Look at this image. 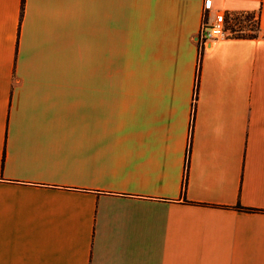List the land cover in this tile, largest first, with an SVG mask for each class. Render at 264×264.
<instances>
[{"label":"crops","instance_id":"0c3cea01","mask_svg":"<svg viewBox=\"0 0 264 264\" xmlns=\"http://www.w3.org/2000/svg\"><path fill=\"white\" fill-rule=\"evenodd\" d=\"M0 264H264V0H0Z\"/></svg>","mask_w":264,"mask_h":264},{"label":"built area","instance_id":"2783aa9c","mask_svg":"<svg viewBox=\"0 0 264 264\" xmlns=\"http://www.w3.org/2000/svg\"><path fill=\"white\" fill-rule=\"evenodd\" d=\"M209 6L210 0H203V7L208 8ZM235 15L237 16V14H230L228 18H225L222 11H217L210 22L206 21L205 16L202 17L200 26L195 34L198 51L201 52L209 43L230 35L227 32L226 23L230 22Z\"/></svg>","mask_w":264,"mask_h":264},{"label":"rangeland","instance_id":"374dc122","mask_svg":"<svg viewBox=\"0 0 264 264\" xmlns=\"http://www.w3.org/2000/svg\"><path fill=\"white\" fill-rule=\"evenodd\" d=\"M236 14V13H234ZM243 14L237 16L228 23H226L227 32L230 35H247L254 31V27L256 24V13H252V16L249 19H245L242 17ZM237 17V18H236Z\"/></svg>","mask_w":264,"mask_h":264},{"label":"trees","instance_id":"16d2710c","mask_svg":"<svg viewBox=\"0 0 264 264\" xmlns=\"http://www.w3.org/2000/svg\"><path fill=\"white\" fill-rule=\"evenodd\" d=\"M236 14H238V15L243 14L242 17L245 18V19H249L252 16V12H249V11L236 12ZM258 29H259L258 20L256 19V24H255V27H254V31L252 33H250V34H247V35L255 36L257 34V30ZM240 35H243V34H240Z\"/></svg>","mask_w":264,"mask_h":264}]
</instances>
